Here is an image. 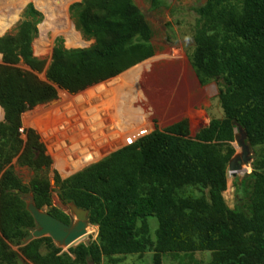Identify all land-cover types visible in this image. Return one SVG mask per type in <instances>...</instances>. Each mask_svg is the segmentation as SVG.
<instances>
[{"label": "trees", "instance_id": "1", "mask_svg": "<svg viewBox=\"0 0 264 264\" xmlns=\"http://www.w3.org/2000/svg\"><path fill=\"white\" fill-rule=\"evenodd\" d=\"M27 12L33 14L30 7ZM194 12L191 66L200 84L219 85L222 118L211 119L194 138L181 134L186 121L155 129L58 182L61 200L88 211V223L98 229L96 242L67 253L49 238L23 245L20 254L9 248L20 245L35 224L20 199V183L5 168L21 150L20 158L36 173L49 167L33 131L21 132V116L55 100L53 85L77 93L151 58L152 31L132 0H83L76 24L94 43L84 50L54 48L50 83L35 75L44 63L32 57L29 21L0 38V264H100L102 258L146 252L152 264H161L162 255L195 252L212 253L207 264H264V162L250 175L247 208L229 209L222 196L236 126L249 147L264 148V0H204ZM20 63L30 71H21ZM125 80L118 78L120 86L128 85ZM235 186L247 192L243 181ZM29 188L39 210L50 205L47 182L36 176ZM48 214L69 224L61 211ZM148 218L157 221L154 240Z\"/></svg>", "mask_w": 264, "mask_h": 264}, {"label": "rangeland", "instance_id": "2", "mask_svg": "<svg viewBox=\"0 0 264 264\" xmlns=\"http://www.w3.org/2000/svg\"><path fill=\"white\" fill-rule=\"evenodd\" d=\"M82 1L83 0L71 1L66 9L57 12L62 19L60 20L59 17H57L53 20L54 23L52 25L48 24V26L46 15L36 6V0H20L21 4L15 9L11 17L5 20V13L0 12V38L7 34H14L16 28L23 20L29 21L33 32L31 43L32 57L44 63L43 71L41 73L35 72V75L39 80L48 82L46 74L52 61L54 48H62L66 51L84 50L90 48L94 43L92 39L83 35L76 24L77 13ZM132 2L134 8L140 12L151 28L153 56L130 67L111 79L88 87L77 93H69L52 84L56 90V99L29 109L22 114L21 132L23 130L33 131L34 136L37 137L38 143L43 148V156L49 161V167L47 169L42 168L41 172L36 173L27 164L25 158H20L22 153L21 150L5 168L7 169L10 167L13 176L20 183V199L25 208L29 200L32 199L29 184L37 176L39 180L47 182L50 196V205L43 207L41 211L48 213L53 210H58L67 215L69 222L71 220L74 222L76 221V217L72 211L74 205L60 198L61 190L59 183L90 165L99 162L111 153L125 147V137L122 139L119 146L104 149L100 152L99 158L95 162L92 163L91 161L88 164H84L75 171L70 172L72 164H70L69 167L67 163H59L57 157L60 162L74 159V154L72 152L64 154L67 148L70 147V130L72 129L75 131L78 128L76 130L78 131L83 125L90 122L89 120L92 115L95 116L97 112H100L99 110H101V108L97 105V99L99 100L100 96L97 92L103 90L101 88L107 83L114 84L116 88L120 89V84L112 80L125 77L126 80L124 82L128 83V85L125 84L122 87H124V89L128 87V92L125 93L124 104L122 103L123 107L112 108L111 110H114V112L119 115L121 121L131 123L136 121L139 117L140 119H145V123H147V129L145 128L146 133L137 136L133 143L141 137L150 134L155 129H158L153 114L154 109L158 106H164L166 113H176L177 117L180 119L179 122L186 121V125L181 133L186 138H194L196 133L207 126L211 119L222 118L223 113L218 99L219 85L213 81L200 84L190 61V56L193 52L191 38L196 23L194 10L203 5L204 0H132ZM29 7L32 10V15H29L27 12V8ZM53 8H55V4L52 5V9ZM53 15L55 17L56 13L53 12ZM0 64H2L1 54ZM17 67L21 71H30V68L25 63H20ZM86 92L87 94H85ZM91 92L96 94L93 95V99H84L83 95L92 94ZM107 92L108 91H106L105 94ZM63 95L83 99L81 103L78 102L77 104L68 102L66 103V108H62L63 110L73 111L75 116L70 115V113L68 116H64L63 114L60 115L52 112L51 109L54 104H64L61 102L66 101L62 99ZM94 96L97 97V99L94 100ZM87 103H89V106ZM103 104H105V102ZM83 106H85L84 109ZM67 107L71 108L68 109ZM111 110L109 111L108 109L107 113H110ZM72 125L75 126L71 127ZM140 129H142L141 126L136 127L134 132L137 134ZM126 137L127 139L129 138V136ZM21 139L26 141V136L22 134ZM232 146L235 150L234 157L240 156L241 149L235 141L232 143ZM3 152L6 155L7 149H3ZM249 157L250 161L243 165V168L247 169L246 173L232 177L228 172V168L226 169L227 184L226 190L222 196L229 209H233L237 205L247 208L249 191L252 185V178L250 175L254 167H259L260 163L264 162V148L249 147ZM242 181L247 187V192L240 194L235 184ZM193 193L195 196L200 195L196 190H194ZM147 221L150 226V237L154 240L157 221L154 218H148ZM29 233L30 231H28V234ZM97 234V227L88 223L86 234L70 247H59L54 242H52V244L56 248L61 249V253H67L69 248L76 247L79 244L88 245L92 242H96ZM23 239L20 245L9 244L10 250L20 254V248L25 245ZM39 253L41 255L47 253V248L44 243L40 244ZM212 260L213 255L209 252L176 255L166 254L162 255L161 264H207ZM100 264H152V253L146 252L141 256L129 255L102 258Z\"/></svg>", "mask_w": 264, "mask_h": 264}, {"label": "crops", "instance_id": "3", "mask_svg": "<svg viewBox=\"0 0 264 264\" xmlns=\"http://www.w3.org/2000/svg\"><path fill=\"white\" fill-rule=\"evenodd\" d=\"M112 81H117L120 84L118 79H115V80H112ZM108 85L116 87L114 84H109L108 83ZM119 88L120 89H118V88L113 89L112 91L107 92L105 95L104 94L101 95L99 100H101V99H103V100L98 101L97 105L100 108H103L102 110H104V111L108 110V109L110 111L112 108H117V107L118 108L119 107L122 108L123 104H124V100H125V92H124L125 89L122 86H120ZM113 94H116V95H113ZM63 96H66V95H63ZM63 96H62V99H63ZM60 98H61V94H60ZM112 101H113V103H112ZM104 102H105V104H103ZM61 108L65 109L66 108V104H57L56 103V104L53 105V108L51 110H52V112L60 114V115L63 114L64 116L65 115L68 116V114L70 113V115L75 116L73 114V111H71V110H63ZM67 108L70 109V107H67ZM58 109L61 110V111H59ZM111 112H113V113H111V118H112L111 120L113 121L112 122L113 123L112 130L110 129L111 126L108 125V121L103 123V125H104L103 129L101 130L100 134L96 135V137H95V134H93V132L90 133V131H88L89 130L88 129V127H89L88 125L90 124L89 122L87 124H85L87 126L83 125V127L80 129V130H83L84 137L81 139L82 143H80L81 146L80 145L78 146V150H79V152L82 155H83V153H87V154H85V156L87 157V160H86V163H84V164H88L91 161H92V163L95 162L99 158L100 152H102L104 149L116 147L117 146L116 142H117V140H121V137H122V139H124L123 137H125V140H126L127 137L125 136V134H129V133L133 132L135 129L131 130L132 128H135V127L141 125L142 129H140L139 132L141 134L146 133L145 128L147 129V126H146L147 123H145V119H142V118L140 119L138 117V119L136 121L131 122V123L130 122L128 123L127 121H120L121 126L119 127L114 110H111ZM153 114H154V119L156 120L155 124L157 125L158 130L166 129V128H168V127L172 126L173 124H175V123L180 121V119L177 117L176 113H168V112L166 113V111L164 110V106L163 107H160V106L156 107L154 109V113ZM3 120H4V112H3L2 108L0 107V123L3 122ZM105 123H106V125H105ZM126 123L129 124V125H125ZM114 124H115V126H114ZM74 126L75 125H72L71 127H74ZM144 126H146V127H144ZM68 129H67V131H68ZM140 133H137V134H140ZM136 137H134V139ZM69 148H67V151L64 154H67L69 152H73V148H70V149ZM82 148H83V150H82ZM89 158H91V159H89ZM57 159H58L59 163H67L68 166L70 164H72L70 172L71 171H75V170L79 169L82 165H84V164H82L80 167H78V165H75V163L72 162V161L60 162L58 157H57Z\"/></svg>", "mask_w": 264, "mask_h": 264}, {"label": "water", "instance_id": "4", "mask_svg": "<svg viewBox=\"0 0 264 264\" xmlns=\"http://www.w3.org/2000/svg\"><path fill=\"white\" fill-rule=\"evenodd\" d=\"M234 133H236L235 142L241 149V154L233 157L228 163V172L232 177L246 173L247 169L243 168V165L250 161L249 146L246 144L245 134L239 126H236ZM26 211L32 217L35 228L31 229L30 233L23 239L25 245L33 240L49 238L59 247L68 248L86 234L88 225V211L86 210L77 209L73 206L72 211L76 221L71 220L69 224H64L50 214L39 210L33 204L32 199L29 200Z\"/></svg>", "mask_w": 264, "mask_h": 264}, {"label": "bare ground", "instance_id": "5", "mask_svg": "<svg viewBox=\"0 0 264 264\" xmlns=\"http://www.w3.org/2000/svg\"><path fill=\"white\" fill-rule=\"evenodd\" d=\"M74 0H36V6L42 11L45 13L46 15V18H47V25H52L54 22L53 20L57 17H59V19L61 20V16L57 14V12H60V10L62 9H66L68 4ZM20 0H0V12H4L5 15V20L9 17H11L13 14H14V11L15 9L20 5ZM55 4V8L52 9V5ZM53 12L56 13L55 17L53 15ZM48 25V26H49ZM104 86V85H103ZM103 90L97 92L99 93L98 95L101 96L103 94H105L106 91L110 92L112 91L113 89H116V87H113V86H109L108 83L103 87L101 88ZM110 89V90H109ZM94 92V91H93ZM92 93V92H91ZM112 93V92H111ZM87 94V92L85 93ZM93 95H96L94 93L92 94H88V95H83L84 99H93ZM113 95H116V94H113ZM82 97V96H81ZM113 97V96H112ZM111 97V98H112ZM114 98V97H113ZM97 99V97L94 96V100ZM110 99V98H109ZM62 100V99H61ZM63 100H66L65 102H61V103H68V102H71L72 104H77L78 102L81 103V100H83L82 98H73V97H68L67 95L66 96H63ZM97 101H101V100H98ZM108 102V101H107ZM111 103V102H110ZM113 103V101H112ZM109 104V103H108ZM107 104V105H108ZM68 105V104H67ZM86 105V104H85ZM87 105L89 106V103H87ZM62 107V106H61ZM82 107V106H81ZM85 106H83V109H84ZM111 107V106H110ZM71 108V107H70ZM73 108V107H72ZM75 108V107H74ZM62 109V108H61ZM103 108H101L100 112H97V114L95 116H91V119L89 120L90 122V125H88V131L93 132V134H95V137L96 135L100 134L101 133V130L103 129V123L108 121V125L111 126V130H112V125H113V121L111 120V113L113 112H110V113H107L108 110H102ZM59 110V109H58ZM73 110V109H72ZM89 110V109H88ZM61 111V110H59ZM58 111V112H59ZM76 111V110H75ZM74 111V112H75ZM95 111V110H94ZM77 112V111H76ZM92 112V111H91ZM88 113V112H86ZM86 115V114H85ZM84 115V116H85ZM76 117H79V116H76ZM80 118V117H79ZM89 118V117H88ZM106 125V123H105ZM87 126V125H85ZM115 126V124H114ZM79 127V126H78ZM70 129V128H69ZM78 129V128H77ZM76 129V130H77ZM73 131L72 129L70 130V138H69V141H70V148H73V154H74V159H69V161H72L75 163V165H78V167H80L82 164L86 163V160H87V157L86 156H83L82 154L80 155V152L78 150V146L80 145V143H82L81 139L84 137V133H83V130H78V131ZM138 131V130H136ZM69 132V131H68ZM89 133V132H88ZM109 133V132H108ZM107 133V134H108ZM137 133H140L139 131ZM69 134V133H68ZM141 134V133H140ZM140 134H136L134 131L129 133V134H125V136H129V138H134L136 137L137 135H140ZM112 135V134H111ZM67 136V135H66ZM88 136V135H87ZM89 138V137H88ZM124 138V137H123ZM80 139V140H79ZM92 141V140H91ZM94 142V141H93ZM122 142V137H121V140H117L116 142V145L119 146L120 143ZM85 144V143H84ZM81 146V145H80ZM86 146V145H85ZM69 148V149H70ZM94 148V147H93ZM83 150V148H82ZM93 150V149H92ZM82 152V151H81ZM70 153V152H69ZM84 154V153H83ZM85 155V154H84ZM86 158V159H85ZM91 159V158H89ZM68 160V159H67ZM82 238V237H81ZM80 238V239H81ZM79 240V239H78ZM77 240V241H78ZM74 244V243H73Z\"/></svg>", "mask_w": 264, "mask_h": 264}, {"label": "built area", "instance_id": "6", "mask_svg": "<svg viewBox=\"0 0 264 264\" xmlns=\"http://www.w3.org/2000/svg\"><path fill=\"white\" fill-rule=\"evenodd\" d=\"M140 135H143V134H140ZM140 135H138V136H140ZM133 141H134V138H132V139H130V138L126 139L125 140L126 146L132 144Z\"/></svg>", "mask_w": 264, "mask_h": 264}]
</instances>
